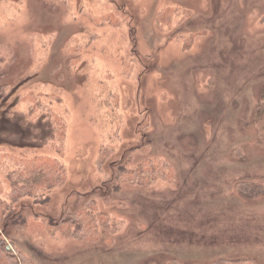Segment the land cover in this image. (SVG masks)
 Listing matches in <instances>:
<instances>
[{"label": "rangeland", "instance_id": "obj_1", "mask_svg": "<svg viewBox=\"0 0 264 264\" xmlns=\"http://www.w3.org/2000/svg\"><path fill=\"white\" fill-rule=\"evenodd\" d=\"M263 92L264 0H0V189L5 154L52 157L67 173L12 205L0 237L35 264H264V191L235 189L264 184ZM152 159L169 181L122 182ZM81 210L108 216L95 242L26 232L27 218Z\"/></svg>", "mask_w": 264, "mask_h": 264}, {"label": "trees", "instance_id": "obj_2", "mask_svg": "<svg viewBox=\"0 0 264 264\" xmlns=\"http://www.w3.org/2000/svg\"><path fill=\"white\" fill-rule=\"evenodd\" d=\"M165 12L158 14V20L162 21ZM256 105L254 127L257 131L258 141L264 145V92ZM34 97V101L38 99ZM29 118L35 116V111L30 110ZM54 131L55 150L61 156L64 152L65 122L59 115L48 118ZM110 155L109 151L102 150L99 156L100 164L104 163ZM10 163V170L6 178L9 181V192L5 193L0 189V225L5 223V219L10 216L11 206L25 198H35L43 192H49L60 188L66 183L67 173L64 166L58 159L46 156L34 158H21L11 155H4ZM1 160V159H0ZM172 176L170 165L161 159L145 160L139 163L133 170L122 169L120 178L123 183L130 185L148 186L157 179L169 181ZM170 177V178H169ZM235 189L239 192L253 196L259 191H264V184H257L249 181H241L235 184ZM108 216L98 215L93 217L85 210L78 211L65 218H61L56 223L43 224L38 218L30 217L24 220L26 232L30 234L41 233L46 229H58L64 237L75 240H86L95 242L100 238L97 221L103 224V220ZM16 219V218H15ZM0 264H35L34 261L25 254L15 252L13 248H8L7 242L0 237ZM169 264H181L179 261L171 260ZM213 264H255L250 259L242 260H219Z\"/></svg>", "mask_w": 264, "mask_h": 264}]
</instances>
